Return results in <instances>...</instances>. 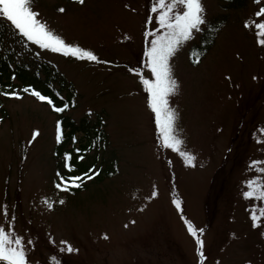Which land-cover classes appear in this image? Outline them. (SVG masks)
I'll use <instances>...</instances> for the list:
<instances>
[{"label":"rangeland","instance_id":"rangeland-1","mask_svg":"<svg viewBox=\"0 0 264 264\" xmlns=\"http://www.w3.org/2000/svg\"><path fill=\"white\" fill-rule=\"evenodd\" d=\"M241 1L228 9L201 0L207 26L222 23L214 45L192 62L202 25L169 60L179 151L163 146L145 87L129 71L149 77L144 53L165 31L155 0H32L50 30L96 62L43 49L2 18L17 43L2 40L0 52L16 49L11 65L56 70L54 86L71 103L57 113L24 89L0 94V226L23 238L28 264H264V217L252 221L264 201L242 195L247 181L264 183V37L254 26L264 0ZM57 121L65 137L75 132L67 148L86 150L78 168L65 167L63 146L55 152ZM59 170L80 187L56 188ZM90 170L98 175L87 179ZM185 219L204 229L203 260Z\"/></svg>","mask_w":264,"mask_h":264},{"label":"snow or ice","instance_id":"snow-or-ice-1","mask_svg":"<svg viewBox=\"0 0 264 264\" xmlns=\"http://www.w3.org/2000/svg\"><path fill=\"white\" fill-rule=\"evenodd\" d=\"M77 2L82 5L85 0H77ZM177 8L181 10L174 11ZM158 9H160L158 16L159 25L165 31L162 34L159 31L156 32L155 39L151 40V46L144 53L146 57L145 67L149 70L150 78L145 77L143 70L129 69V71L138 75L145 87L148 94V105L155 114V125L160 132L163 146L179 151L178 146L182 144V141L175 134L176 113L169 104L170 94L176 91L178 85L173 78L169 60L175 54L178 46L191 37L193 30L201 31V26H207V22L204 17V7L201 0H155L151 10L155 13ZM58 10L61 13L66 11L63 7ZM255 15L257 17H264V8H261ZM38 16L39 13L32 7V0H0V18H5L6 21L10 22L11 26L17 29L28 41L39 45L43 49L62 53L65 56H72L79 60L93 62L99 60L91 50L66 42L60 35L50 30L47 24L42 22ZM151 19L150 17L149 20ZM245 26L250 27L247 24ZM254 26L260 30L259 34L264 37V20L256 23ZM151 34L149 33V35ZM258 42L264 46V38ZM24 91L28 92L29 88H25ZM31 94L39 100L47 102L57 113L63 112L68 107L67 104H63L61 107L56 106L49 96L43 95L35 89H32ZM3 95L19 98V93L15 91L4 92ZM60 124L61 122L57 121V142L62 139ZM38 135L39 131H34L32 139L34 140ZM76 151L80 150L76 149ZM180 155L184 157L188 164H191L195 159L188 152H180ZM64 159L65 161H70L71 155L66 153ZM253 163L257 162L253 161ZM65 167H71V165L66 163ZM261 172H264V169H261ZM57 175L60 182L56 184V188H62L67 191L72 186L80 187V184L77 183L80 177L65 179L64 177H60L59 173ZM94 175H98V172L92 171V175L85 173V178L92 179ZM247 184L248 190L244 191L242 195L245 198L251 199L255 197L258 200L264 201V183L257 184L256 181L249 180ZM47 203L49 208L53 206L51 202ZM60 203H63V201H60ZM173 203L178 210L182 211L180 200H174ZM258 213L259 215H257V212L252 213L254 225L256 221L264 217V207H260ZM4 214H8L7 206H4ZM12 219L14 220L15 217L13 216ZM184 222L187 226V231L195 237L196 250L203 260L204 242L200 234L203 233L204 229L196 228L187 219ZM67 251L72 252L74 249L71 245H68ZM0 261H4L6 264H28L23 238L16 234L14 230L9 233L3 226H0Z\"/></svg>","mask_w":264,"mask_h":264},{"label":"trees","instance_id":"trees-1","mask_svg":"<svg viewBox=\"0 0 264 264\" xmlns=\"http://www.w3.org/2000/svg\"><path fill=\"white\" fill-rule=\"evenodd\" d=\"M66 1L69 2L73 0ZM221 1L223 2V5H225V7H227L228 9L236 7V4L234 3L235 0ZM245 1L247 0H242L240 2V5H243ZM221 25L222 23H218L216 21L208 24L201 37L200 42L194 44L191 48V58L193 63H199L202 57L214 45L217 32L219 31ZM11 34L12 32H10L8 25L5 23V20L0 18V46L6 40H8L9 42L17 43L15 37ZM16 47L19 48L18 45ZM15 51L16 49L12 47L8 51L5 50L3 53L0 52V94H3L4 92L20 91L19 95H23V92L21 90L25 88H29L28 92L31 94L32 89H35L41 94L49 96L53 100L54 104L58 107L63 106V104H67L68 107L66 109H68L71 103L64 99L61 92H58L56 90V87L54 86V81L58 80V78L60 79L56 70H52L50 67H46L43 64H41L38 68H34L30 63L20 60L16 63V65H11V56L15 53ZM42 73L44 76H42ZM1 104L2 100L0 98V118H2L0 119V124L5 116V110L4 108H2ZM61 131L62 139L59 141L55 152L57 154L58 147L63 146L65 152L71 155V160L68 161L67 164H70L71 168H78L79 163L86 156V150L80 149L79 145H77L76 142H74L71 148H67V144L69 145V142L71 141L70 138L75 135V132L70 131L69 137H65L66 135L63 134L62 129ZM76 149H79L80 151L77 152ZM59 175L63 176L61 170H59Z\"/></svg>","mask_w":264,"mask_h":264}]
</instances>
